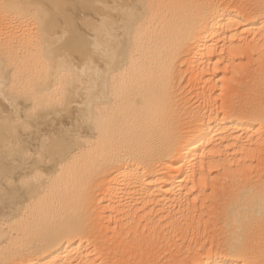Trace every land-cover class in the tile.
<instances>
[{
  "label": "bare ground",
  "instance_id": "6f19581e",
  "mask_svg": "<svg viewBox=\"0 0 264 264\" xmlns=\"http://www.w3.org/2000/svg\"><path fill=\"white\" fill-rule=\"evenodd\" d=\"M0 264H264V0H0Z\"/></svg>",
  "mask_w": 264,
  "mask_h": 264
}]
</instances>
